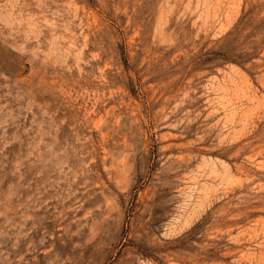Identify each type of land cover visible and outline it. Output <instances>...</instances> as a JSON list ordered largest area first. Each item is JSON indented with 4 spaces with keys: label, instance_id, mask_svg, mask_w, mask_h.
I'll list each match as a JSON object with an SVG mask.
<instances>
[{
    "label": "rangeland",
    "instance_id": "374dc122",
    "mask_svg": "<svg viewBox=\"0 0 264 264\" xmlns=\"http://www.w3.org/2000/svg\"><path fill=\"white\" fill-rule=\"evenodd\" d=\"M0 264H264V0H0Z\"/></svg>",
    "mask_w": 264,
    "mask_h": 264
},
{
    "label": "bare ground",
    "instance_id": "6f19581e",
    "mask_svg": "<svg viewBox=\"0 0 264 264\" xmlns=\"http://www.w3.org/2000/svg\"><path fill=\"white\" fill-rule=\"evenodd\" d=\"M248 95H249V94H248ZM248 95H247V96H248ZM229 180H230V179H229ZM234 185H235V184H234ZM174 227H175V226H174ZM169 232H170V231H169ZM169 232H168V233H169ZM169 234H170V233H169Z\"/></svg>",
    "mask_w": 264,
    "mask_h": 264
}]
</instances>
